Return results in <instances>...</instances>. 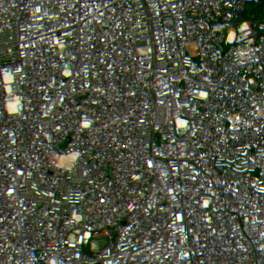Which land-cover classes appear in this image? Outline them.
I'll use <instances>...</instances> for the list:
<instances>
[{"label":"built area","instance_id":"obj_1","mask_svg":"<svg viewBox=\"0 0 264 264\" xmlns=\"http://www.w3.org/2000/svg\"><path fill=\"white\" fill-rule=\"evenodd\" d=\"M127 1L0 0V264H264V0Z\"/></svg>","mask_w":264,"mask_h":264},{"label":"water","instance_id":"obj_2","mask_svg":"<svg viewBox=\"0 0 264 264\" xmlns=\"http://www.w3.org/2000/svg\"><path fill=\"white\" fill-rule=\"evenodd\" d=\"M95 4L93 26L102 37L112 43L129 40L136 28L127 0H92Z\"/></svg>","mask_w":264,"mask_h":264},{"label":"trees","instance_id":"obj_3","mask_svg":"<svg viewBox=\"0 0 264 264\" xmlns=\"http://www.w3.org/2000/svg\"><path fill=\"white\" fill-rule=\"evenodd\" d=\"M243 123L230 122L222 126L216 134H209L201 146V150L210 152L226 151L238 140V133H243Z\"/></svg>","mask_w":264,"mask_h":264},{"label":"rangeland","instance_id":"obj_4","mask_svg":"<svg viewBox=\"0 0 264 264\" xmlns=\"http://www.w3.org/2000/svg\"><path fill=\"white\" fill-rule=\"evenodd\" d=\"M194 6L199 7L201 10V14H203L206 7V0H194Z\"/></svg>","mask_w":264,"mask_h":264},{"label":"snow or ice","instance_id":"obj_5","mask_svg":"<svg viewBox=\"0 0 264 264\" xmlns=\"http://www.w3.org/2000/svg\"><path fill=\"white\" fill-rule=\"evenodd\" d=\"M202 95H203V93H202ZM18 103H19V102L17 101L16 104H11V105H9V109H10V111H12V112L17 111V104H18ZM180 123L182 124L183 122L181 121Z\"/></svg>","mask_w":264,"mask_h":264}]
</instances>
